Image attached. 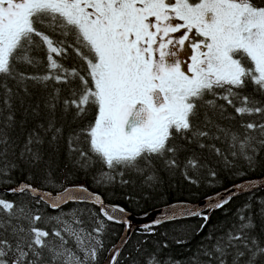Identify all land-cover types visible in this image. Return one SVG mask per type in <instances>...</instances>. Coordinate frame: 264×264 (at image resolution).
Masks as SVG:
<instances>
[{
	"label": "snow or ice",
	"instance_id": "obj_1",
	"mask_svg": "<svg viewBox=\"0 0 264 264\" xmlns=\"http://www.w3.org/2000/svg\"><path fill=\"white\" fill-rule=\"evenodd\" d=\"M29 82L51 91L24 109L34 124L20 122L21 144L11 133L19 92L30 95ZM0 89L2 182L15 183L18 161L38 167L44 146L64 141L79 167L101 165L100 184H128L125 174L135 173L158 186L161 170H180L192 184L205 170L215 179L204 153L228 169L236 161L254 169L264 151V0H0ZM45 184L55 193L21 182L7 192L28 200L0 196V264H98L105 221L131 228L125 208L87 187L57 184L51 172ZM234 195L208 197L207 210L173 204L145 230L196 217L202 232ZM71 203L93 208L64 211ZM45 207L56 214L46 215ZM257 216L264 218V200L255 210L244 205L227 230L210 233L190 264H264ZM136 251L140 259L131 257V264H179L157 251ZM120 256L113 246L109 264Z\"/></svg>",
	"mask_w": 264,
	"mask_h": 264
},
{
	"label": "trees",
	"instance_id": "obj_2",
	"mask_svg": "<svg viewBox=\"0 0 264 264\" xmlns=\"http://www.w3.org/2000/svg\"><path fill=\"white\" fill-rule=\"evenodd\" d=\"M38 55L41 59H44L46 53L41 50ZM75 62L76 58L74 54L64 61L68 67H71ZM17 67L20 71L28 73L39 72L43 74L45 71V67L43 66L38 69L24 65H18ZM9 86H13L12 81H9ZM28 88L30 95H25L22 90L19 92V98L15 104L18 124L16 129L11 133L13 138L21 144L26 129L20 126V122L27 120V128H31L34 124L33 118L30 114H25L24 109L36 104H42L47 92L51 91V86L45 89L40 85H33L31 82H29ZM252 90V86L250 85L246 92L251 93ZM2 100L3 91L0 89V105H2ZM231 111L232 109L229 108V112ZM246 119H254V117H246ZM65 123L67 127L68 122ZM71 127H76V124L72 123ZM16 151L18 153L19 148ZM44 152L45 163L33 168L24 161H18L19 167L13 176L15 183L0 181V185H13L27 181L36 186L56 191L52 186L45 184V177L51 172L57 184L62 183L64 186L76 183L85 184L100 192L107 201L121 204L136 214H145L160 205L178 200H200L240 180L264 176V151H261L257 157L260 162L254 169H248L247 165L242 161H236L235 169H228L213 154L204 153L208 165L218 173L215 179L210 177L207 174V170H205L203 173L198 174L199 183L192 184L184 178L180 170L172 173L161 170L158 173V186L145 184L144 177L138 176L135 173L125 174V178L129 180L128 184L119 183V178L112 183L100 184L96 182V177L99 174L101 165L96 164L91 168L79 167L75 162L76 157L69 153L66 141L54 147H49L46 144ZM10 158L15 159V157L11 156ZM240 172L244 174L241 175ZM0 196L8 200H15L17 203H22L29 199L27 196L11 194L4 190H0ZM262 200H264V188L234 196L230 204L226 205L224 209L211 213L208 226L202 232H197V229H199L203 221L196 217L166 222L155 227L154 231L151 232L146 231L145 228L136 229L123 246L118 264H131V257L133 256L140 259L136 251L137 248H140L145 253L157 251L162 260H167L171 257L172 261L179 262V264H190L191 258L197 253L201 245L207 242V237L210 233L220 234L227 230L235 222L238 211L242 210L244 205L251 204L255 210ZM76 208H93V206L91 204L71 203L65 206L64 211ZM43 210L46 215L56 214L52 209L47 207ZM93 211H98V209H93ZM85 219L87 220L88 217L86 216ZM105 224V233L102 237L104 240V250L99 255L98 264L108 256L125 228L123 223L117 224L105 221ZM86 226L92 227L91 224H87ZM256 232L257 234L264 233V218L259 216L256 217ZM177 241H183V243H178Z\"/></svg>",
	"mask_w": 264,
	"mask_h": 264
},
{
	"label": "water",
	"instance_id": "obj_3",
	"mask_svg": "<svg viewBox=\"0 0 264 264\" xmlns=\"http://www.w3.org/2000/svg\"><path fill=\"white\" fill-rule=\"evenodd\" d=\"M22 182H27V181H22ZM256 182H258V185L256 187L251 188V189H247L246 188L244 191H240L239 188H234L233 187L234 185H239L241 183L249 184V183H256ZM28 183H30V182H28ZM17 184H19V183H16V184H13V185H5V186H1L0 185V190L7 191V189H9L11 187H15ZM76 185H83L84 187H87L90 192L100 194L103 197V199L105 200V203L108 204V205H119V206L125 208L121 204L107 201L105 199V197L100 192L90 188L89 186H87L85 184L76 183V184H71V185H68V186H76ZM34 186L37 187V188H41V187L36 186V185H34ZM261 188H264V176L251 177V178H246V179L240 180V181L235 182V183H233V184H231V185H229L227 187H224V188H222V189H220V190H218V191H216V192H214L212 194H209V195L205 196L204 198H202L200 200H195V201L178 200V201H175V202H172V203H167V204H164V205H160V206H157V207L149 210L145 214H136L133 211L125 208L126 211H127V219L131 222V228L126 230V226H125L124 231H123L121 237L119 238L118 242L116 243L115 247H118V248H120L122 250L123 246L125 245L124 240L126 239L128 241L129 238L131 237L132 233L136 229L145 228L146 225L151 224L154 220L161 219L163 217V215H164L165 210L169 206H171L173 204H186L189 207H198V208H201L203 210H207V204H208L207 198L208 197L215 198L217 196V194H220L222 196H226L229 193H235L234 196H238L240 194L253 192V191L261 189ZM44 189L47 190V191H53L55 193V190L46 189V188H44ZM109 254H110V252H109ZM109 254L100 264H109Z\"/></svg>",
	"mask_w": 264,
	"mask_h": 264
}]
</instances>
